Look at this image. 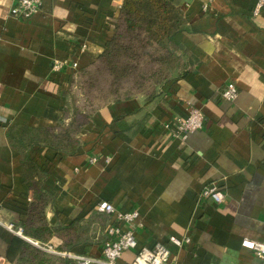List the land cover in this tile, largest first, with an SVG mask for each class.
<instances>
[{"label": "crops", "instance_id": "0c3cea01", "mask_svg": "<svg viewBox=\"0 0 264 264\" xmlns=\"http://www.w3.org/2000/svg\"><path fill=\"white\" fill-rule=\"evenodd\" d=\"M170 1L182 16L172 80L150 102L136 94L102 105L73 132V77L103 52L123 0H42L27 20L0 0V264L101 257L116 218L102 203L140 214L139 248L122 264L158 244L167 264H264L242 245L264 243V7ZM229 82L239 88L233 101L221 97ZM189 105L204 126L177 138L173 122ZM208 185L223 202L200 196ZM171 236L191 242L178 247Z\"/></svg>", "mask_w": 264, "mask_h": 264}, {"label": "trees", "instance_id": "16d2710c", "mask_svg": "<svg viewBox=\"0 0 264 264\" xmlns=\"http://www.w3.org/2000/svg\"><path fill=\"white\" fill-rule=\"evenodd\" d=\"M181 28V12L170 0H123L113 35L107 41L103 52L90 64L77 71L78 77L83 79L86 78L83 74H89L94 81L92 83L82 81L83 94H79L80 89H75L72 131H75L81 119L88 118L96 109L111 101L122 100L136 94H144L147 102L154 100L158 87L171 81L175 70L182 66L181 57L170 45L171 39ZM142 32L149 36L142 38L140 36ZM147 45L153 46L155 53L151 54L150 58L158 69H145L144 73H141L136 59L140 46L144 47L142 48L144 52ZM142 57L147 63L148 53L144 52ZM148 73L150 77L147 76ZM74 77L72 84L76 86ZM97 77H108L111 80L107 81L108 85L100 87L95 85L98 82ZM151 77L154 81L147 83L146 80ZM127 81H131L132 85L125 90ZM100 91L116 96L100 103L93 102V96L90 94Z\"/></svg>", "mask_w": 264, "mask_h": 264}, {"label": "built area", "instance_id": "2783aa9c", "mask_svg": "<svg viewBox=\"0 0 264 264\" xmlns=\"http://www.w3.org/2000/svg\"><path fill=\"white\" fill-rule=\"evenodd\" d=\"M42 0H13L10 10L12 16L19 19L27 20L32 18L41 10ZM264 7V0H258L254 9V14H258ZM60 61H56L54 69L59 70L62 67ZM73 67L78 66L77 62H73ZM239 95V88L235 82H229L221 91V97L233 101ZM205 115L201 109L189 105L186 115L177 118L174 122L173 135L177 138L185 139L187 135L196 130L202 129L204 126ZM168 123L166 127H170ZM94 157L92 161H96ZM203 198H211L215 202L220 203L225 199V195L215 185L205 186L200 194ZM1 206V204H0ZM99 210L107 213L116 214L115 222L109 225L107 229L108 239L105 241L102 249V256L93 258L85 255L67 254L76 260L78 264H122L120 259L126 250L139 248L136 236V228L139 225V211H118L112 203H102ZM0 224H4L0 219ZM9 230L24 236L21 228H15L12 224H5ZM170 241L178 247H183L191 242L190 237L179 238L171 236ZM243 247L255 252V254L264 259V243L253 239H244ZM170 251L164 244H158L153 249L142 247L138 250L135 260L131 264H167Z\"/></svg>", "mask_w": 264, "mask_h": 264}, {"label": "rangeland", "instance_id": "374dc122", "mask_svg": "<svg viewBox=\"0 0 264 264\" xmlns=\"http://www.w3.org/2000/svg\"><path fill=\"white\" fill-rule=\"evenodd\" d=\"M140 36H142V38H144L145 36H149V34H147V33H145V32H142L141 34H140ZM147 39V38H146ZM142 48H144L143 46H140V48H139V56H138V59H136L137 61V66L139 65V67H138V70H139V72H141V73H144L143 72V70H145V69H148V70H156V69H158L157 67V65L156 64H154L152 61H151V58H150V56H151V54H153V53H155V51H154V49H153V46H151V45H147V46H145V51L144 52H146V53H148V61H147V63L146 62H144L143 61V53L144 52H142L143 51V49ZM126 61V60H125ZM141 62V63H140ZM151 62H152V65H151ZM156 67V68H155ZM77 73V72H76ZM77 75V74H76ZM83 76H85L86 78H84L83 77V79L82 78H80V77H78V75H77V77L75 76L74 77V79H75V82H74V84L77 86L76 87V90H79L80 89V92H79V94L80 93H82L83 94V90H81V89H83V88H81V86H82V84L81 83H83L84 81H86L87 83H92L93 81H94V78H91L90 76H89V74H83ZM147 76H149L150 77V73H148L147 74ZM98 78V82L95 84V85H97V86H100V87H103V86H106V85H108V83H107V81H109V80H111V78H108V77H104V78H101V77H97ZM83 81V82H82ZM154 81V78H152L151 77V79H147L146 80V82L147 83H149V82H153ZM85 83V82H84ZM132 85V82L131 81H127V82H125V90H126V88H129L130 86ZM159 87H161V85L159 86ZM158 87V88H159ZM91 96H93L92 97V101L93 102H95V103H97V101H98V103H100V102H102V101H104V100H107V99H111V98H113L114 96H116V95H108V94H106V93H102L101 91L100 92H97V93H91L90 94ZM80 97H82V98H84V96H81L80 95ZM85 99V98H84Z\"/></svg>", "mask_w": 264, "mask_h": 264}]
</instances>
